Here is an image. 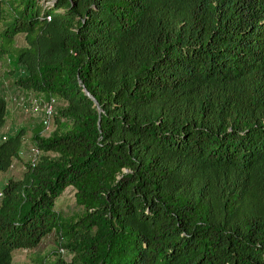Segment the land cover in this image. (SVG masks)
I'll return each mask as SVG.
<instances>
[{"label":"trees","instance_id":"16d2710c","mask_svg":"<svg viewBox=\"0 0 264 264\" xmlns=\"http://www.w3.org/2000/svg\"><path fill=\"white\" fill-rule=\"evenodd\" d=\"M9 57L62 106L1 190L0 264L51 234L82 264H264V0H0Z\"/></svg>","mask_w":264,"mask_h":264},{"label":"rangeland","instance_id":"374dc122","mask_svg":"<svg viewBox=\"0 0 264 264\" xmlns=\"http://www.w3.org/2000/svg\"><path fill=\"white\" fill-rule=\"evenodd\" d=\"M16 46L25 47L24 36L16 37ZM18 68L12 57L0 63V92L7 104L5 126L1 136L7 138L17 131H21L23 136L20 158L13 161L8 171L0 172V193L8 179L18 180L22 177L26 162H34L40 156L33 152V149H36L34 133L38 131L40 138H48L57 128L54 117L59 116V109L62 106L56 102L54 117L50 120L48 127L42 125L43 109L48 101L41 94L26 92L17 87L15 82ZM62 125H66V122ZM55 211L62 220L79 217L83 213V209L75 203L71 188H66L58 197ZM33 260H42L44 264H82L77 254L67 247V241L58 239L53 234L45 237L33 250L15 251L12 264H33Z\"/></svg>","mask_w":264,"mask_h":264},{"label":"built area","instance_id":"2783aa9c","mask_svg":"<svg viewBox=\"0 0 264 264\" xmlns=\"http://www.w3.org/2000/svg\"><path fill=\"white\" fill-rule=\"evenodd\" d=\"M54 100H50L47 102L46 106L43 109V119H42V125L45 127H48L50 120L52 117H54ZM2 140H5V137H2ZM33 152L35 155L39 154L38 149H33Z\"/></svg>","mask_w":264,"mask_h":264}]
</instances>
